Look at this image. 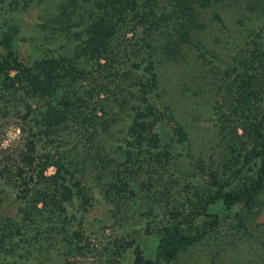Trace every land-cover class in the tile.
Wrapping results in <instances>:
<instances>
[{"label":"trees","instance_id":"obj_1","mask_svg":"<svg viewBox=\"0 0 264 264\" xmlns=\"http://www.w3.org/2000/svg\"><path fill=\"white\" fill-rule=\"evenodd\" d=\"M230 1L0 0V120L14 114L21 131L32 134L15 165L0 163V264H48L53 251L62 264H80L70 256L83 252V233L71 227L68 205L77 202L87 210L94 190L111 201L112 191L133 198V175L155 182L172 164L200 168L206 178L194 185L196 198L188 197L189 205L180 201L179 189L166 191L173 200L166 207L155 206L154 196L144 197L148 204L138 213L158 242L154 255L146 256L134 239L127 240L132 264H171L187 247L219 241L223 220L212 209L217 203L230 217L232 234L242 242L250 238L256 250L251 222L258 217L255 206L264 203V114L229 102L230 113L222 111L220 122L211 125L220 134L222 128L230 131L233 139L219 164L212 149L216 141L203 148L201 140L192 139L163 83L164 64L187 46L202 71L196 90L201 114L218 112L219 81L232 72L240 75L238 89L248 100L264 99V83L255 84L260 78L255 62L264 56V0H246L248 13H237L248 29L234 37L233 53L223 57L221 44L199 38L208 24H225L220 10ZM208 8L211 24L203 14ZM249 47L248 55L238 57ZM209 71L211 81L205 79ZM239 126L248 130L244 140ZM64 130H74L76 140L63 143L69 136ZM34 135L62 142L56 159L34 154ZM235 143L242 153L232 157ZM90 149L94 163L85 155ZM49 164L56 167L51 176L44 173ZM158 213L162 217L154 221ZM260 230L261 257L255 261L258 253H251L243 264H264V227Z\"/></svg>","mask_w":264,"mask_h":264},{"label":"rangeland","instance_id":"obj_2","mask_svg":"<svg viewBox=\"0 0 264 264\" xmlns=\"http://www.w3.org/2000/svg\"><path fill=\"white\" fill-rule=\"evenodd\" d=\"M245 3L246 0H232L227 4V8L220 10L221 14L225 17L226 22L224 25H220L218 22L215 26L214 24L212 25L211 22L214 19L212 18L213 9H204L203 14H205L207 20L209 19L211 26L208 24L203 31H200L199 38L213 46L221 44L222 56L226 51L233 53L234 49H238V47H235L232 43L234 37L237 39L240 35H245L248 29L247 26L241 25L236 18L237 13L240 11L248 13L249 10L244 8ZM217 36L221 38L220 41L215 39ZM22 46L25 47L26 43ZM28 48L27 45V49ZM183 49L184 51L177 55L178 59H170V61L168 60V62L164 64L163 83L166 86V97L172 98L176 110L175 112L180 119L185 122L187 121L189 124L192 139L202 141L203 144H200V147L207 148V144L216 141L212 146V149H214L213 154L215 160L221 164L225 159V151L229 148V144L233 142V139L230 135V131L226 132L225 128H222L224 129L222 132H225V134H220V131L214 130L211 127L214 123L213 120L219 123L222 117L221 114H223L222 111H224L225 115L230 113V107L227 105H229L232 99L234 105L239 104L240 107L244 108H258L260 112L264 114V99L260 100L256 97H250V100H248L244 96L245 92L243 93L241 89H238L240 75H238L237 72H232L230 76L229 74L225 75L222 79L223 81L218 80L220 84L218 85V94L216 96V103L218 106L220 105L218 112L211 114L213 119L211 116H204L201 114L200 110V94L196 93L201 81H203L200 75L202 71L200 67L195 64L192 48L185 46ZM249 50L250 47L246 51L243 50L242 54L240 52L238 57L248 55ZM255 65L257 66L256 73L260 75V78L255 81V84H257L256 87L259 88L258 82L262 81L264 83V56L261 57V60H257ZM213 78V72H207L205 79L211 81ZM104 79L105 78L102 77V80ZM113 81L114 80L111 81V85ZM205 87L207 91L211 92V85L209 86L206 80ZM21 113L22 112L19 111V115ZM9 115L8 118L2 116L0 120V163H11L15 165L19 161L21 149L26 147V135H30L31 137L32 134H28L27 130L23 133L18 124V116L14 114ZM230 116L233 117L234 113H231ZM224 123L228 122L224 120ZM237 129L238 133L243 136L241 140H244V138L246 139L248 130L245 131L241 126ZM74 133V130H64V135L69 136L63 143H65L66 140H76L77 135ZM40 137V135H34V154L37 156L49 155L51 159H56L55 157L59 153V146L57 144L62 142ZM246 143L248 147L252 146L250 140H247ZM232 149V157L234 155L237 157L239 152L242 153L237 143L232 146ZM85 155L88 159L89 156L91 160H93V158L95 159L94 152L92 154L91 149L86 150ZM204 156L206 157L205 153ZM172 166L174 169H172ZM178 166L175 167V165L172 164L168 170L162 173V176L159 174V179L157 181L151 183L145 181L141 177L133 175L131 179L133 182L129 183L133 188V195H131L134 196L133 198L128 197L126 199L121 194L120 196H115L112 191L111 195L114 199L111 201L106 197L103 198L99 191L94 190L92 204L87 210L79 208L77 202L69 204L67 208L68 213L70 212L73 215L70 221L71 227L73 229L76 227L81 230L83 233L82 241L85 244L82 253L70 257L72 259H77L80 264H111V261H114V259L119 260L120 264H132L133 245L126 243V241L130 239H134V242L142 248L146 256H153L158 242V235L154 229L149 231L146 230V226L148 227L149 224L145 225L146 219L138 213V211L146 208L148 204L145 202L144 197L149 194L151 199V197L154 196L155 201L158 200L155 206L156 204L162 203L163 207H166L173 201L169 195L166 196V191L179 189L177 196L180 201H185V204L189 205L188 197H190L189 199L196 198L194 195V185L206 178L204 172H202L203 170L200 168L194 166L178 168ZM25 168L27 167L25 166ZM55 171V165L49 164L44 170V173L47 176H51ZM25 172L26 176L28 174V169ZM174 177L178 178V180L175 182L170 181V179ZM11 193L12 197H14L16 189H12ZM135 207H138L139 210H134ZM157 208L162 210L161 207ZM212 209L218 210L221 214V220H223V226H221L219 235L217 236L218 240L219 238L220 240L215 242V239H212L187 247L185 250L181 251L178 258L171 261V264H243L245 258L249 256V254L254 253L255 255L258 253V249H262V245H259V242L263 237L259 235V233L263 234L260 228L264 227V203L255 206L253 209L255 217L258 216L255 222L254 220L251 222V225L255 226L253 230L255 235L252 243L255 245L254 249L256 250L250 247V238H242V242L238 240V233L237 235L232 234V231L229 230L231 225L228 222L230 217H228L226 214L227 212L223 210L220 203L213 205ZM161 217L162 214L158 213L157 217L153 219L157 221V219ZM238 243L243 246V250L240 252H238V247L240 246ZM247 246L250 250H253V252L248 251ZM62 248L61 246L60 249ZM51 256L52 258L49 260L48 264H62L61 257L57 254V251H53ZM260 257L258 253L254 257V260L256 259L255 261H257Z\"/></svg>","mask_w":264,"mask_h":264}]
</instances>
